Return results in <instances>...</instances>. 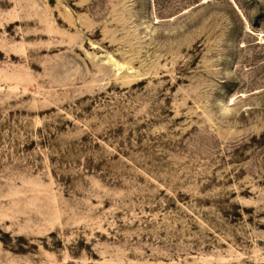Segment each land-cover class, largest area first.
<instances>
[{"label": "rangeland", "instance_id": "1", "mask_svg": "<svg viewBox=\"0 0 264 264\" xmlns=\"http://www.w3.org/2000/svg\"><path fill=\"white\" fill-rule=\"evenodd\" d=\"M0 264H264V0H0Z\"/></svg>", "mask_w": 264, "mask_h": 264}]
</instances>
